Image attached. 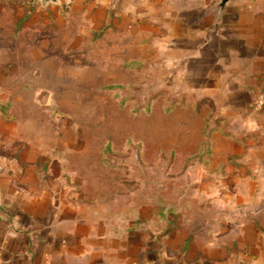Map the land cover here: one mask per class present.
<instances>
[{
	"label": "rangeland",
	"instance_id": "374dc122",
	"mask_svg": "<svg viewBox=\"0 0 264 264\" xmlns=\"http://www.w3.org/2000/svg\"><path fill=\"white\" fill-rule=\"evenodd\" d=\"M197 1L121 0L120 20L115 0H0L2 189L102 204L133 230L170 233L172 256L183 225L205 244L210 226L260 235L261 105L227 103L253 78L244 57L194 58L197 26L181 18Z\"/></svg>",
	"mask_w": 264,
	"mask_h": 264
},
{
	"label": "crops",
	"instance_id": "0c3cea01",
	"mask_svg": "<svg viewBox=\"0 0 264 264\" xmlns=\"http://www.w3.org/2000/svg\"><path fill=\"white\" fill-rule=\"evenodd\" d=\"M216 1L198 0L197 10H183V25L195 20L197 26L194 58L199 61L210 54L208 51L217 52L220 48L245 58L247 64L241 72L244 77L253 78L242 80L237 91L229 96L231 102L227 103L261 105L257 124L262 128L264 0L234 1L219 20L210 10ZM121 4V0H115L113 6L114 15L119 19L130 12ZM135 8L133 5L130 9ZM238 50L243 52H235ZM222 55L228 54L219 57ZM254 81L260 85L256 86ZM222 196L220 199L224 202L234 198L230 193ZM60 197L54 193L6 191L0 184V264H264V231L258 235L254 229L247 237L241 231L242 234L221 236L220 239L218 228L210 226L208 233L212 232L214 236L205 244L198 243L195 228L183 225V254L172 256L171 252L178 244L167 231L158 235L154 232L145 234L139 228L133 230L139 222L131 224L129 220L125 222L122 215H109L107 213L113 211L102 209V204L93 209L84 205H64L60 203ZM214 197L210 196L211 199ZM230 242H241L237 246L243 251L232 253Z\"/></svg>",
	"mask_w": 264,
	"mask_h": 264
},
{
	"label": "water",
	"instance_id": "95a60500",
	"mask_svg": "<svg viewBox=\"0 0 264 264\" xmlns=\"http://www.w3.org/2000/svg\"><path fill=\"white\" fill-rule=\"evenodd\" d=\"M237 0H217L214 4L211 5L210 10L211 14L216 20H219L225 10L228 8L229 4ZM41 4H58L59 0H40Z\"/></svg>",
	"mask_w": 264,
	"mask_h": 264
},
{
	"label": "built area",
	"instance_id": "2783aa9c",
	"mask_svg": "<svg viewBox=\"0 0 264 264\" xmlns=\"http://www.w3.org/2000/svg\"><path fill=\"white\" fill-rule=\"evenodd\" d=\"M65 5H69L71 3V0H64Z\"/></svg>",
	"mask_w": 264,
	"mask_h": 264
},
{
	"label": "trees",
	"instance_id": "16d2710c",
	"mask_svg": "<svg viewBox=\"0 0 264 264\" xmlns=\"http://www.w3.org/2000/svg\"><path fill=\"white\" fill-rule=\"evenodd\" d=\"M33 4V3H32ZM34 5V4H33Z\"/></svg>",
	"mask_w": 264,
	"mask_h": 264
}]
</instances>
